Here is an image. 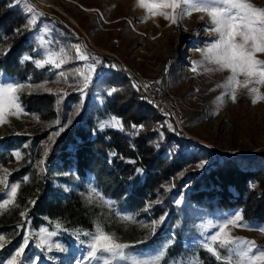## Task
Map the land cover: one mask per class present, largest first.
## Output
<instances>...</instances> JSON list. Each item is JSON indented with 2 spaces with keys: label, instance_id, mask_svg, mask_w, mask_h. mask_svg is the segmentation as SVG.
Wrapping results in <instances>:
<instances>
[{
  "label": "trees",
  "instance_id": "trees-1",
  "mask_svg": "<svg viewBox=\"0 0 264 264\" xmlns=\"http://www.w3.org/2000/svg\"><path fill=\"white\" fill-rule=\"evenodd\" d=\"M36 27L11 0H0V49L4 48L0 73L24 85L17 94L27 112L24 135L18 137L24 144L19 170L27 180L20 179L14 201L0 208L1 235L16 242L28 223L38 227L43 217L67 229L86 230L100 220L106 231L132 242L156 241L170 233L174 241L166 247L164 259L194 254L199 264H223L202 244H184L183 239L199 234L198 216L239 209L243 220L264 225V166H242L240 158H219L210 151H170L172 145H181L170 129L172 119L142 99L137 86L121 71L92 80L88 91L96 92L99 102L88 94L83 98L73 90L79 61L70 44L77 39L60 26L64 32L57 33L58 41L71 51V59L61 64L62 73L37 67L34 61L44 57L32 36ZM25 56L30 59L24 60ZM171 74L177 79L178 68L173 67ZM110 118L120 120V130L99 129ZM45 150L47 160L41 165ZM13 161L10 150H0V167ZM47 162L62 174L68 193L61 195V188L52 187ZM194 166L199 169L193 170ZM88 174L93 176V186L113 203L86 202ZM173 196L179 197L180 205ZM122 216L133 219L129 227L119 221ZM162 217L165 220L158 222ZM153 222L159 236L152 237ZM215 246L225 257L226 250Z\"/></svg>",
  "mask_w": 264,
  "mask_h": 264
},
{
  "label": "rangeland",
  "instance_id": "rangeland-1",
  "mask_svg": "<svg viewBox=\"0 0 264 264\" xmlns=\"http://www.w3.org/2000/svg\"><path fill=\"white\" fill-rule=\"evenodd\" d=\"M11 1L13 5L27 13L29 21H34L30 22L32 26H37L32 36L39 44L38 52L44 58L48 53H53V58L57 60L63 55L61 64L71 59V51L66 50L58 41L57 33L64 32L60 26H64L72 33V37L77 39L76 43L71 42V50L76 54V46L79 45L81 51L88 55L87 60H80L76 54L79 64L73 90L80 92L83 98L88 94L93 100L100 101L96 92L88 91L91 83L85 88L83 80L88 70L87 66L93 63L94 57L101 63L96 66L97 71L93 79L117 70L123 72L136 85L134 79L128 75L129 70L145 83L157 81L161 84V93L171 100L173 113L166 109H158L146 101L173 121L169 124L170 129L179 137L181 145H172L170 151L183 148L201 154L210 151L213 156L219 158H240L243 160L242 166L251 168L264 166V99L257 98L255 104L252 102L254 95L264 96V84H256L253 81L247 88L237 87L236 99L233 102L228 94L230 89L223 86L231 73L226 69L216 70L218 66L204 61L199 51L217 39L214 32L206 30L212 27L206 13L193 11L191 15L186 14L173 24L163 16L150 15L145 8L137 4V0H44V7L36 6L35 0ZM250 3L264 8V0H250ZM28 5H31L35 12L30 13ZM160 10L170 14L172 12L170 8ZM0 51H4V48ZM255 57L264 61V53H256ZM193 62H200L195 72L192 71ZM111 65L116 67H110ZM45 66L62 73L60 67L57 68L53 64ZM173 67L179 71V76L175 80L171 74ZM205 68L213 70L205 71ZM238 79L243 83L245 77L239 76ZM6 82L19 84L17 79L0 73V83ZM248 88H256L258 92L250 93ZM63 91L66 89L63 88ZM138 93L141 96L139 89ZM141 98L144 99L142 96ZM12 111H6L5 122L0 123V150H10L14 156L12 163L0 167V179L8 185L6 188L5 184H0V203L9 198L10 186L18 185L20 179L24 180L26 177V174L19 170L23 165L24 144H20L18 137L24 135L22 125L27 112L22 108V111L14 115ZM115 119L119 121L115 126H112L113 118H110L103 121L99 129L120 130V120ZM11 142L14 143L13 146L7 148ZM32 149L34 150L35 146ZM16 152L20 153V158L14 154ZM46 152L47 150L41 158L44 163L47 160ZM51 164L52 162H47L45 166L46 171L52 172L50 183L53 188H61L59 193L64 195L70 188L66 182L61 181L62 174ZM192 169L198 170L199 167L194 166ZM87 178L88 190L83 194L87 203H113L93 186L92 175L88 174ZM165 186L168 189L171 187L170 184ZM173 201L176 205L181 204L178 196H173ZM235 213L241 215L239 209H234L198 216L196 223L199 234L191 239H183L184 244L191 247L198 243L203 244L218 231L213 225H219L225 218L233 217ZM126 217L130 216H122L119 221H123L125 227H129L133 219L128 220ZM162 218L158 222L162 223L165 220V217ZM140 222L143 223V220ZM153 225L156 223L151 224L152 237L159 236L153 231ZM98 226L114 236L117 242L131 245L129 253L142 258L150 257L161 249L165 251L174 241L167 235L170 233H165L156 241L132 242L122 235L106 231L100 220L95 222L91 230H86L67 229L59 222L43 217L38 227L34 228L28 223L16 242L0 234L4 237L0 240V262L7 264L20 246L25 245L22 256L16 259V264H89L84 258ZM42 228L56 234L38 247L40 237L46 235L40 231ZM261 229H264L263 224L245 221L242 218L240 225H228L224 231L231 238L239 237L254 241L258 249L264 250V231ZM216 243L219 246V242ZM105 255L101 254L99 259L91 260L90 264H103ZM228 255L226 251L225 257ZM189 262L199 264L194 254H180L171 259L163 258L160 264Z\"/></svg>",
  "mask_w": 264,
  "mask_h": 264
},
{
  "label": "snow or ice",
  "instance_id": "snow-or-ice-1",
  "mask_svg": "<svg viewBox=\"0 0 264 264\" xmlns=\"http://www.w3.org/2000/svg\"><path fill=\"white\" fill-rule=\"evenodd\" d=\"M137 4L147 10L150 15H160L165 19L170 20L173 24L177 23L178 19H182L184 15H191L193 11L206 13L210 18L212 27L206 29L212 31L217 35V39L206 45L201 51L204 61L214 63L217 65L216 70H228L231 74L227 77L224 87L230 89L228 93L233 102L236 99L237 87H248V84L255 82L256 84H264V61L258 60L255 57L256 53H264V8H259L250 0H137ZM170 8L171 14L160 9ZM30 13L35 12V9L28 5ZM36 15H43V13H36ZM34 22V21H30ZM18 31V30H17ZM63 53V50H61ZM6 54V53H5ZM76 54L80 60H87L88 55L81 51L79 45L76 46ZM63 55L59 60L53 58V53H48L47 57L34 61L37 67H44L46 64H53L59 68L63 60ZM24 60L30 59L25 56ZM93 63L87 66V73L84 74V87L87 88L92 82L97 68L101 63L96 58H92ZM200 62H193L192 71H196L197 64ZM110 67L115 68V65ZM213 69L205 68V71H212ZM239 76L245 77L243 83L238 79ZM24 85L18 83H0V123H4L6 111H12V114L22 111V106L19 104L18 92L22 90ZM250 93H257L258 89L248 88ZM112 93L109 92V95ZM257 98L264 99V96H253L252 102L255 104ZM119 121L113 118L112 126L118 124ZM61 127L60 131H63ZM59 135V133H57ZM17 158H20V153H14ZM47 155V152L45 153ZM41 164L44 161L40 162ZM202 166V165H201ZM138 174L142 173V169L136 170ZM27 180V177H25ZM0 184L8 185L3 179H0ZM18 185L12 184L10 186L9 198L0 203V208L12 203L16 197ZM95 192V189L92 190ZM98 195V194H97ZM34 203V202H33ZM24 215V213H21ZM125 219L131 220V217ZM163 219V218H161ZM242 216L240 213L233 214V217L225 218L217 227L218 231L212 234L209 240L203 242L202 246L211 255L215 256L217 261H223V264H264V250L258 249L254 241H249L244 238H231L225 228L228 225H240ZM155 225H153V231ZM42 233L46 235L40 237V247L44 245L49 237L55 235L54 232H48L47 229H41ZM264 231V229H261ZM223 239H220V237ZM4 237L0 236V240ZM210 241V242H209ZM219 242V248L228 251L227 257H222L217 250L215 244ZM27 243V237L25 238ZM25 245H21L16 251L15 255L7 261V264H16L17 257L22 256ZM132 246L119 243L114 236L106 233L102 227L98 226L96 233L92 235L91 242L88 245V252L85 260H97L101 254H106L103 259V264H160V261L165 255L164 249H161L156 254L142 258L132 255L128 249ZM49 250L51 245L49 244ZM39 259V258H37ZM3 264V262H0ZM192 264V262H189Z\"/></svg>",
  "mask_w": 264,
  "mask_h": 264
},
{
  "label": "built area",
  "instance_id": "built-area-1",
  "mask_svg": "<svg viewBox=\"0 0 264 264\" xmlns=\"http://www.w3.org/2000/svg\"><path fill=\"white\" fill-rule=\"evenodd\" d=\"M128 70V69H127ZM129 76L132 77L134 79V81L136 82V85L140 91L141 96L147 100L151 105H153L154 107L158 108V109H163V110H167L171 113V100L164 97L161 93V84L158 83L157 81H150V82H143V80H141L139 77H137V75H135V73H132L131 71H129Z\"/></svg>",
  "mask_w": 264,
  "mask_h": 264
},
{
  "label": "bare ground",
  "instance_id": "bare-ground-1",
  "mask_svg": "<svg viewBox=\"0 0 264 264\" xmlns=\"http://www.w3.org/2000/svg\"><path fill=\"white\" fill-rule=\"evenodd\" d=\"M35 4H36V6H39V7H44L45 6L44 0H35Z\"/></svg>",
  "mask_w": 264,
  "mask_h": 264
},
{
  "label": "water",
  "instance_id": "water-1",
  "mask_svg": "<svg viewBox=\"0 0 264 264\" xmlns=\"http://www.w3.org/2000/svg\"><path fill=\"white\" fill-rule=\"evenodd\" d=\"M93 177V176H92Z\"/></svg>",
  "mask_w": 264,
  "mask_h": 264
}]
</instances>
